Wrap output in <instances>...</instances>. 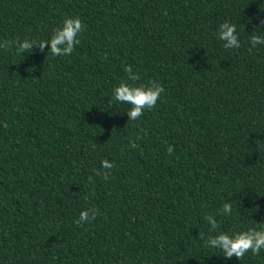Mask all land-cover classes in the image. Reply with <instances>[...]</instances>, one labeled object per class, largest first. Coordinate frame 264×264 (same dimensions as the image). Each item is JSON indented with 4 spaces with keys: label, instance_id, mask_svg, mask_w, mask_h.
Wrapping results in <instances>:
<instances>
[{
    "label": "trees",
    "instance_id": "16d2710c",
    "mask_svg": "<svg viewBox=\"0 0 264 264\" xmlns=\"http://www.w3.org/2000/svg\"><path fill=\"white\" fill-rule=\"evenodd\" d=\"M67 16L69 55L0 48V264H264L204 244L226 201L221 230L264 227V0H0V41ZM126 66L164 88L136 121L111 99Z\"/></svg>",
    "mask_w": 264,
    "mask_h": 264
},
{
    "label": "clouds",
    "instance_id": "9594fccd",
    "mask_svg": "<svg viewBox=\"0 0 264 264\" xmlns=\"http://www.w3.org/2000/svg\"><path fill=\"white\" fill-rule=\"evenodd\" d=\"M261 23H264L262 21ZM261 29V28H260ZM82 30V22L79 17L67 16L61 24L57 26L47 39L33 41L30 39H13L0 41V48L14 47L17 54H24L30 51L38 43L40 50L48 47V53L52 56L69 55L74 50V45L79 44V34ZM218 39L223 42L225 49H238L240 47V34L237 26L230 20H224L217 28ZM250 48L264 45V30L251 32L248 37ZM127 80H122L112 89L111 99L115 103L129 105L126 110L127 121H136L145 109H151L161 97L164 91L163 86L157 81L145 83H136L138 75L133 72L130 66L125 67ZM128 81H131L129 83ZM114 164L108 159L101 160L102 174L105 179L113 169ZM97 210L93 208H84L79 212L77 223L83 224L91 222L97 216ZM232 214L231 202H224L215 215L206 214L204 220L209 226V234L204 241L205 247L218 249L223 253L226 259L233 255L239 260L247 252L258 254L264 249V227H248L242 230L227 231L219 228L217 215L229 216Z\"/></svg>",
    "mask_w": 264,
    "mask_h": 264
}]
</instances>
